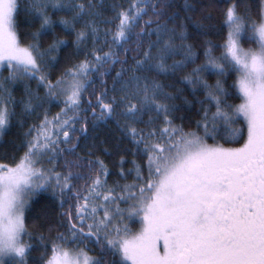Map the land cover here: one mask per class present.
Returning <instances> with one entry per match:
<instances>
[{"label":"snow or ice","instance_id":"6c2138e0","mask_svg":"<svg viewBox=\"0 0 264 264\" xmlns=\"http://www.w3.org/2000/svg\"><path fill=\"white\" fill-rule=\"evenodd\" d=\"M0 264H264V0H0Z\"/></svg>","mask_w":264,"mask_h":264}]
</instances>
